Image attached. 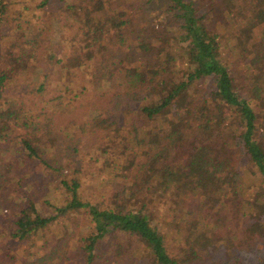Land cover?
<instances>
[{"label": "trees", "instance_id": "trees-1", "mask_svg": "<svg viewBox=\"0 0 264 264\" xmlns=\"http://www.w3.org/2000/svg\"><path fill=\"white\" fill-rule=\"evenodd\" d=\"M49 1L41 0L43 10ZM67 1L64 11L78 19L67 66L96 81L100 98L94 101L105 105L81 120V135L101 154L133 140L138 153L127 163L132 185L121 184L104 206L80 199L78 178L61 180L71 199L50 214L33 199H23L0 232L6 229L26 254L0 252V264L73 261L68 240L50 233L70 212L85 213L92 223L81 238L82 264L98 259L122 264L141 248L150 264H205L206 259L238 264L256 258L264 264L258 254L264 243V0H163L166 14L176 19L171 38L155 28L137 31L121 0ZM13 4L0 0V25ZM208 12L229 29L222 31ZM238 20L254 33L260 24L262 31L253 37L242 28L243 35ZM34 34L32 44L42 45L45 32L39 27ZM227 34L235 37L230 46ZM12 60L0 53V152L9 153L3 131L27 111L13 86L22 64ZM50 127L47 115L24 120L29 134L20 139L28 155L38 157L36 133L47 134ZM16 163L14 158L6 166L0 155V207L9 202L3 192ZM242 171L257 181L246 186ZM161 202L167 209L163 221L155 212ZM109 234L120 241L114 257L101 249ZM168 235L178 242L171 249Z\"/></svg>", "mask_w": 264, "mask_h": 264}, {"label": "rangeland", "instance_id": "rangeland-1", "mask_svg": "<svg viewBox=\"0 0 264 264\" xmlns=\"http://www.w3.org/2000/svg\"><path fill=\"white\" fill-rule=\"evenodd\" d=\"M121 2L129 10V16L137 31L155 28L157 31H163L165 36L172 37L171 28L175 27L176 19L166 14L168 12L166 2L163 0ZM40 3L41 0H14L12 9L0 25V53H4L8 59L13 58L14 64H22V67L18 68L19 71L14 74L13 86L27 105L25 114L9 122L3 131L9 137V141L5 142L11 144V153L1 151L0 155L3 156L6 166L13 162L14 158L17 163L14 179L3 192V196L9 202L0 207V228L3 220L15 209V205L25 198L33 199L39 210L45 214L54 213V207L65 205L71 199V193L66 191L61 180L71 182L78 178L80 186L77 191L80 199L90 203L104 201V206L105 203L109 204L112 202V193L119 190L121 184L132 185L130 177L132 171L127 168L129 165L127 163L138 153L135 145L131 143L133 140H129L117 152L109 150L101 154L99 148H90L82 137L81 120L96 115L105 105L103 101H94L95 96L98 95L100 98L96 81L82 77L80 71L75 70L73 66H67L66 60L73 48V41L70 38H74L73 35L77 31L78 19L72 12L64 11L66 0L63 2L50 0L47 10H43ZM69 3L70 0L67 1V4ZM60 5L62 7H59ZM214 13L208 12L207 17L211 18L222 31L229 29L227 22L217 20ZM240 15L244 16L242 13ZM236 17L234 15V18ZM37 26L45 32L42 45L32 44L35 30H39ZM236 28H239L241 34L242 28H245L244 32H249L253 37H257L262 31L260 24L256 25L254 33L251 26L244 25L240 20L237 21ZM224 40L230 46L234 43L235 37L227 34ZM44 115L48 116L51 127L47 134L40 136L41 133H36L39 139L35 144L38 157H31L22 148L20 139L29 134L23 129L24 120L31 122L33 117L39 116V119H42ZM28 127L32 132L33 129ZM126 139L124 138V144ZM128 139H131V135ZM241 173V181L246 186L254 184L258 179V176L248 171ZM130 192L131 190H127V196ZM169 204L170 201L167 205ZM166 211L163 202L156 204L155 212L159 214L161 220L166 217ZM91 227L92 223L85 213L75 212H70L68 216L61 217L51 225L52 238L55 235L65 237L68 240V251L71 255L76 253L73 261H64L62 264H82L81 238ZM6 232V229L0 232V252L24 256L26 251L20 250L23 246L8 238ZM117 242L120 241H115V236L109 234L101 249H107L109 256L114 257L116 253L114 250L118 248ZM166 242L170 249L174 243H178L176 238L173 240L170 235L167 236ZM122 243L127 246L125 240ZM221 248L220 251L223 253V247ZM34 250L35 248L31 249ZM139 251H142V248L135 251L134 259L129 255L124 257L122 264H150L146 258L144 259V252ZM258 254L264 256V243H259ZM225 257V260H228V257ZM204 263L209 264V260H204ZM94 264L108 263L98 259ZM238 264H258V261L256 258V261L250 259L248 262L241 261Z\"/></svg>", "mask_w": 264, "mask_h": 264}]
</instances>
